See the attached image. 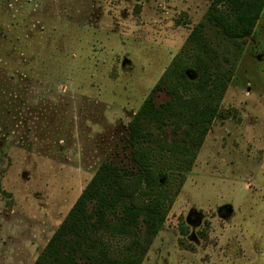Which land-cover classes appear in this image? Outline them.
Instances as JSON below:
<instances>
[{
	"label": "rangeland",
	"instance_id": "374dc122",
	"mask_svg": "<svg viewBox=\"0 0 264 264\" xmlns=\"http://www.w3.org/2000/svg\"><path fill=\"white\" fill-rule=\"evenodd\" d=\"M211 3L0 0L44 21L49 66L0 69V264H35L103 162L131 169L127 126L199 23L234 74L141 264H264V9L237 48L206 22Z\"/></svg>",
	"mask_w": 264,
	"mask_h": 264
},
{
	"label": "trees",
	"instance_id": "16d2710c",
	"mask_svg": "<svg viewBox=\"0 0 264 264\" xmlns=\"http://www.w3.org/2000/svg\"><path fill=\"white\" fill-rule=\"evenodd\" d=\"M263 9L264 0H212L206 22L240 48ZM42 33L44 21L34 13L0 5V69L21 76L37 69L47 78ZM227 64L199 23L127 126L124 157L131 169L122 159L103 162L35 264H141L219 116L234 74ZM159 91L170 99L156 106Z\"/></svg>",
	"mask_w": 264,
	"mask_h": 264
}]
</instances>
